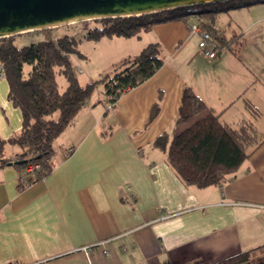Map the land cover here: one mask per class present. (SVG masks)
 Listing matches in <instances>:
<instances>
[{
    "label": "crops",
    "instance_id": "crops-1",
    "mask_svg": "<svg viewBox=\"0 0 264 264\" xmlns=\"http://www.w3.org/2000/svg\"><path fill=\"white\" fill-rule=\"evenodd\" d=\"M202 20L228 42L213 60L199 50L192 17L99 41L123 52L113 69L154 43L164 65L114 111L104 94L84 107L56 141L57 165L44 180L22 188L23 171L0 167V264H215L264 247V143L234 178L205 189L187 186L154 146L176 134L186 87L222 122L253 123L264 139V3ZM28 38L26 45L40 39ZM2 81V158L14 163L20 150L9 140L22 114ZM252 256L263 258L264 249Z\"/></svg>",
    "mask_w": 264,
    "mask_h": 264
},
{
    "label": "trees",
    "instance_id": "trees-1",
    "mask_svg": "<svg viewBox=\"0 0 264 264\" xmlns=\"http://www.w3.org/2000/svg\"><path fill=\"white\" fill-rule=\"evenodd\" d=\"M260 3L264 0H237L137 17L85 21L78 23L81 25V36L71 33L54 36L53 28L32 31L27 34L41 33L43 37L24 46L17 44L18 35L0 39V64L9 88L8 99L22 114L21 131L9 140L20 150L18 160L25 162L16 166L23 171L22 176H27V167L39 165L32 175H28V183H21L20 187H27L50 175L57 165L56 141L74 124L80 111L92 101L98 90L97 81L81 85L75 73L72 58L85 57L79 49L81 41L131 39L156 25L184 22L195 14L212 20L219 13ZM202 26L211 33L219 49L228 45L223 35L215 33L209 24ZM164 62L157 43L123 59L111 75L102 79L107 113L111 112L109 104L115 109L118 100L127 91L151 79ZM60 76L67 82L63 90L57 82ZM159 109V103H155L149 121L156 118ZM175 124L177 130L174 137L168 141L164 134L154 146L165 152L168 164L187 186L199 189L219 186L234 178L264 143L253 123L244 122L234 127L222 122L220 114L214 113L190 87L182 93ZM3 146L0 141V167L11 161L2 158ZM263 249L241 252L215 264H264V257L257 259L252 256Z\"/></svg>",
    "mask_w": 264,
    "mask_h": 264
},
{
    "label": "water",
    "instance_id": "water-1",
    "mask_svg": "<svg viewBox=\"0 0 264 264\" xmlns=\"http://www.w3.org/2000/svg\"><path fill=\"white\" fill-rule=\"evenodd\" d=\"M237 0H0V39L97 19L142 16ZM16 161L9 165H21Z\"/></svg>",
    "mask_w": 264,
    "mask_h": 264
},
{
    "label": "rangeland",
    "instance_id": "rangeland-1",
    "mask_svg": "<svg viewBox=\"0 0 264 264\" xmlns=\"http://www.w3.org/2000/svg\"><path fill=\"white\" fill-rule=\"evenodd\" d=\"M202 11V10H200ZM205 29V28H204ZM81 25L78 23L71 24L68 26H62L52 29V33L54 36H59L65 33H71L74 35H81ZM208 31V30H207ZM28 36H31V38H42L43 34L36 33L35 35H29V34H21L17 36L16 42L19 46L26 45L25 41H27L29 38ZM113 48H109L108 45L93 42V41H84L81 46H79L80 51L85 56L83 58L73 57L72 62L74 65L75 73L79 79V83L81 85H86L87 83L91 81H97L98 82V90L96 94L93 96L92 101L96 100L98 97L103 96V83L102 79L107 76L111 75L113 73V67L111 66L112 60L118 58L119 54H115L113 52ZM58 85L61 90L65 89L67 87V82L64 77L60 76L57 79ZM5 85V83L2 81L0 82V86ZM101 108V107H99Z\"/></svg>",
    "mask_w": 264,
    "mask_h": 264
},
{
    "label": "built area",
    "instance_id": "built-area-1",
    "mask_svg": "<svg viewBox=\"0 0 264 264\" xmlns=\"http://www.w3.org/2000/svg\"><path fill=\"white\" fill-rule=\"evenodd\" d=\"M194 18V22L191 25V33L196 34L200 38L199 42V50L201 54H203L208 59H215L218 56L219 48L217 43L215 42L214 38L212 37L211 33L203 28L202 24L204 23L202 18L198 15H192ZM5 71L3 66L0 64V80L4 79ZM108 109L110 111H114V107L112 104L108 105ZM73 152V149H69L67 155H70ZM39 168V165L34 164L30 165L26 168L25 173L27 176H22L20 178V183L27 184L28 183V175H32L35 170ZM87 249V248H86Z\"/></svg>",
    "mask_w": 264,
    "mask_h": 264
},
{
    "label": "bare ground",
    "instance_id": "bare-ground-1",
    "mask_svg": "<svg viewBox=\"0 0 264 264\" xmlns=\"http://www.w3.org/2000/svg\"><path fill=\"white\" fill-rule=\"evenodd\" d=\"M198 7V6H197Z\"/></svg>",
    "mask_w": 264,
    "mask_h": 264
}]
</instances>
